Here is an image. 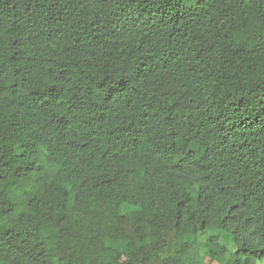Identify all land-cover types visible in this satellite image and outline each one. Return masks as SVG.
<instances>
[{
  "label": "trees",
  "instance_id": "1",
  "mask_svg": "<svg viewBox=\"0 0 264 264\" xmlns=\"http://www.w3.org/2000/svg\"><path fill=\"white\" fill-rule=\"evenodd\" d=\"M263 260L264 0H0V264Z\"/></svg>",
  "mask_w": 264,
  "mask_h": 264
},
{
  "label": "rangeland",
  "instance_id": "2",
  "mask_svg": "<svg viewBox=\"0 0 264 264\" xmlns=\"http://www.w3.org/2000/svg\"><path fill=\"white\" fill-rule=\"evenodd\" d=\"M206 236L205 235H203V236H200V239H204ZM223 242H225V240L223 241ZM231 247V246H230ZM258 264H264V260L262 261V262H260V263H258Z\"/></svg>",
  "mask_w": 264,
  "mask_h": 264
}]
</instances>
